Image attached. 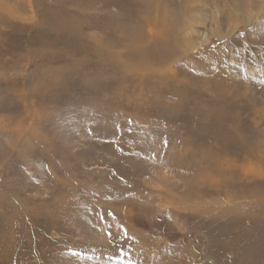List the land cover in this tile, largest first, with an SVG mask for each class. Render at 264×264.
<instances>
[{"label":"rangeland","instance_id":"1","mask_svg":"<svg viewBox=\"0 0 264 264\" xmlns=\"http://www.w3.org/2000/svg\"><path fill=\"white\" fill-rule=\"evenodd\" d=\"M259 199L264 0H0V264H264Z\"/></svg>","mask_w":264,"mask_h":264},{"label":"bare ground","instance_id":"2","mask_svg":"<svg viewBox=\"0 0 264 264\" xmlns=\"http://www.w3.org/2000/svg\"><path fill=\"white\" fill-rule=\"evenodd\" d=\"M166 14H167V13H166ZM165 34H166V33H165ZM162 35H163V34H162ZM165 37H167V36H165ZM132 39H133V38H132ZM129 46H130V44H129ZM157 46H158V45H157ZM168 47H169L168 44H165V45L163 44V47H162V48H164V49L166 50ZM155 48H156V47H155ZM159 48H160V46H159ZM156 49H157V48H156ZM131 50H132V49H131ZM136 50H137V49H136ZM153 51H154V50H153ZM167 51H168V50H167ZM165 81H166V80H165ZM250 150H251V149H250ZM259 192H260V191H259ZM5 204H6V203H5ZM255 205H256L258 208H260V209H259L260 212L258 213V215H259V216H264V199H259L258 202L255 203ZM203 211H204V210H203ZM203 211H202V212H203ZM201 216H202V214H201ZM207 217H208V216H207ZM6 245H8V244H6ZM133 246H134V245H133ZM7 247H8V246H7ZM134 247H135V246H134ZM12 250H13V249H12ZM13 251H14V250H13ZM10 254H11V253H10ZM21 256H22V255H21ZM21 256H20V257H21ZM15 258H16V257H15ZM15 258H14V259H15ZM17 259H18V258H17ZM21 259H22V258H21ZM12 261H13V260H12ZM14 262H15V261H14ZM21 262H22V261H21ZM7 263H8V262H7ZM7 263H6V264H7ZM16 263H17V262H16ZM16 263H15V264H16ZM18 263H19V262H18ZM8 264H9V263H8ZM26 264H27V263H26Z\"/></svg>","mask_w":264,"mask_h":264}]
</instances>
